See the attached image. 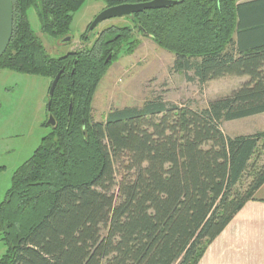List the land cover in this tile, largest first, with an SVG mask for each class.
I'll return each instance as SVG.
<instances>
[{"label": "trees", "instance_id": "obj_1", "mask_svg": "<svg viewBox=\"0 0 264 264\" xmlns=\"http://www.w3.org/2000/svg\"><path fill=\"white\" fill-rule=\"evenodd\" d=\"M85 1L11 0L0 69L50 84L62 73L49 112L55 126L0 203V264H198L264 184V132L221 130L264 114V0H175L130 16L133 29L175 56L174 72H193L202 87L247 81L200 110L157 98L111 109L101 123L91 122L94 93L123 46L137 47L132 28H109L90 48L51 58L27 20L34 7L43 34L65 37ZM149 1L104 0L106 8Z\"/></svg>", "mask_w": 264, "mask_h": 264}, {"label": "rangeland", "instance_id": "obj_2", "mask_svg": "<svg viewBox=\"0 0 264 264\" xmlns=\"http://www.w3.org/2000/svg\"><path fill=\"white\" fill-rule=\"evenodd\" d=\"M105 8L104 0H86L73 14L68 36L61 38L41 32L34 7L27 10V20L47 54L59 58L90 48L109 28H132L130 17L108 19L88 33L87 41L83 42L81 38L89 25ZM132 36L138 41L137 47L127 53V46H123L98 84L91 104L92 123L103 122L111 109L141 107L144 102L157 98L167 104L200 110L209 101L229 95L243 82V78H223L202 87L194 79L193 72L180 74L171 69L175 60L173 54L160 49L133 28ZM66 37H70V42L62 43ZM49 85L50 80L45 77L0 69V203L10 188L14 172L33 155L41 139L50 132L45 125ZM221 130L229 137L264 132V115L223 123ZM5 251L0 236V257Z\"/></svg>", "mask_w": 264, "mask_h": 264}, {"label": "crops", "instance_id": "obj_3", "mask_svg": "<svg viewBox=\"0 0 264 264\" xmlns=\"http://www.w3.org/2000/svg\"><path fill=\"white\" fill-rule=\"evenodd\" d=\"M198 264H264V184L208 244Z\"/></svg>", "mask_w": 264, "mask_h": 264}, {"label": "water", "instance_id": "obj_4", "mask_svg": "<svg viewBox=\"0 0 264 264\" xmlns=\"http://www.w3.org/2000/svg\"><path fill=\"white\" fill-rule=\"evenodd\" d=\"M176 4L175 0H151L145 3H136V4H121L117 6H112L105 8L101 11L91 22L87 29V33H90L98 24L101 22L119 17H130L134 14H138L144 12L146 10H156L167 8ZM12 26H13V17H12V9H11V0H0V58L5 53L11 36H12ZM70 37H66L62 40V43L70 42ZM111 54L108 55L106 59V63L110 60ZM62 73V70L58 72L55 78L52 80L49 90H48V98H47V108L46 111L48 113L46 126L54 127L55 121L50 115V105L51 99L53 96L54 89L57 85L59 77ZM72 111V102L69 103L67 116L69 117ZM84 128V121L82 120V129Z\"/></svg>", "mask_w": 264, "mask_h": 264}]
</instances>
